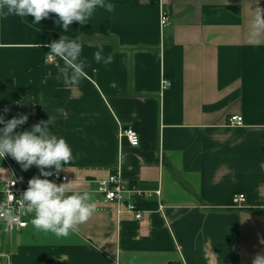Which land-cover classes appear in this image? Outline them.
<instances>
[{
    "label": "crops",
    "instance_id": "1",
    "mask_svg": "<svg viewBox=\"0 0 264 264\" xmlns=\"http://www.w3.org/2000/svg\"><path fill=\"white\" fill-rule=\"evenodd\" d=\"M111 2L68 33L89 65L73 88L58 79L63 61H48L56 14L38 25L0 13V111L29 115L18 130L51 116L75 156L61 172L97 204L66 237L35 229L32 214L25 228L0 221V264H252L264 251V32L250 25L264 0ZM97 50L112 62L96 63ZM14 171L39 174L0 158V193ZM117 173L142 192L130 202L143 219L98 191Z\"/></svg>",
    "mask_w": 264,
    "mask_h": 264
},
{
    "label": "clouds",
    "instance_id": "2",
    "mask_svg": "<svg viewBox=\"0 0 264 264\" xmlns=\"http://www.w3.org/2000/svg\"><path fill=\"white\" fill-rule=\"evenodd\" d=\"M98 8L108 12L115 10L111 0H0V13L4 16L28 18L31 15L34 24L39 25L45 18H53L51 14H56L53 19L62 33L59 39L47 43V55L63 61L58 79L62 78L68 88L79 86L88 77L86 68L89 66L82 57L83 45L79 38L70 37L68 33L74 22L87 25ZM250 27L254 36L264 32V9L259 6ZM93 58L98 64L112 62L111 54L105 55L103 50L95 51ZM10 111L7 106L0 111V158L10 156L24 171L35 165L39 174L28 180V187L21 197L17 198L11 192L9 199H15L16 207H0V218L11 225L21 223L24 215L32 214L31 223L35 229L66 237L76 232L78 226L87 222L96 211L94 194L75 190L73 181L57 183L49 179L66 170L65 165L75 159L67 139L54 134L49 127H55L51 116L28 129L18 130L27 123L29 115L18 113L6 119ZM252 264H264V251L256 253Z\"/></svg>",
    "mask_w": 264,
    "mask_h": 264
},
{
    "label": "built area",
    "instance_id": "3",
    "mask_svg": "<svg viewBox=\"0 0 264 264\" xmlns=\"http://www.w3.org/2000/svg\"><path fill=\"white\" fill-rule=\"evenodd\" d=\"M161 22L164 26L169 25V17L167 14L163 13ZM56 57H49V62H54ZM171 85V83L168 80L164 81V87L167 88ZM229 122L231 125L236 126H243L244 125V119L241 116H232L229 119ZM122 135L127 137L131 145L138 146L140 144V137L138 133L133 128H126ZM22 176H20L16 171H14V176L10 180L4 182L3 188L1 191V200H0V207H8L11 206L13 208L16 207V201L15 199H9V196L11 192L16 196L17 198L21 197L24 190L28 187V180L26 178L20 179ZM49 179L65 182L69 181L68 176L64 175L62 172H60L58 175H54L52 177H49ZM14 180L16 181L14 183ZM107 201L114 202L118 204H126V207L131 212H136V218L137 220L143 219V214L137 209L136 204H133L130 202V199L135 194H142L139 190H136L135 188H127V186L124 185L123 181L120 178V175L117 173L115 175H111L107 179H103L99 181V190H98ZM247 201L245 194H235L233 196V207L235 208H242L245 206V202ZM28 217L29 214L24 215L22 217L21 223H14L11 224L12 226H17L19 228H25L28 225ZM0 221H4L3 218H0ZM8 224V223H7ZM10 225V224H9Z\"/></svg>",
    "mask_w": 264,
    "mask_h": 264
},
{
    "label": "trees",
    "instance_id": "4",
    "mask_svg": "<svg viewBox=\"0 0 264 264\" xmlns=\"http://www.w3.org/2000/svg\"><path fill=\"white\" fill-rule=\"evenodd\" d=\"M156 2V0H154Z\"/></svg>",
    "mask_w": 264,
    "mask_h": 264
}]
</instances>
